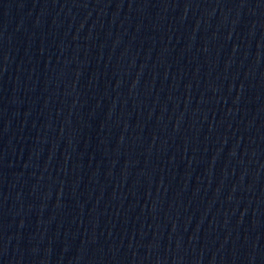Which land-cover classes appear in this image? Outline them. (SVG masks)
<instances>
[{"label":"water","instance_id":"95a60500","mask_svg":"<svg viewBox=\"0 0 264 264\" xmlns=\"http://www.w3.org/2000/svg\"><path fill=\"white\" fill-rule=\"evenodd\" d=\"M0 264H264V0H0Z\"/></svg>","mask_w":264,"mask_h":264}]
</instances>
